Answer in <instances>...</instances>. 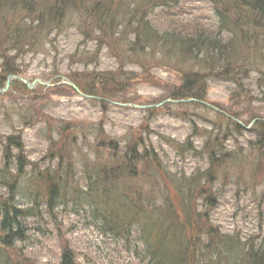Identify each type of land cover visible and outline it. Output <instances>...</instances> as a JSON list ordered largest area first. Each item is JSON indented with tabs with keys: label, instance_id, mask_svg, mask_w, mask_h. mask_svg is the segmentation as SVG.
<instances>
[{
	"label": "rangeland",
	"instance_id": "obj_1",
	"mask_svg": "<svg viewBox=\"0 0 264 264\" xmlns=\"http://www.w3.org/2000/svg\"><path fill=\"white\" fill-rule=\"evenodd\" d=\"M127 1L131 10L150 14L149 30L158 39L173 29L185 30L187 38L221 29L211 0H144L143 5L141 0ZM116 27L119 35L82 33L77 13L46 41L32 38L28 52L0 53V74L9 65L29 83L51 81L49 87L37 84L28 90L30 94L15 91L12 84L5 92L0 86V195H11V202L24 208H36L25 220V236L10 244L12 250L21 254L22 264H60L64 251L73 254L74 264H150L144 252L145 223L137 220L148 207L158 216L157 209L172 203L179 206L173 215L184 229L181 239L196 241L190 245L196 257L190 264H236L227 252L233 239L256 248L264 242V173L255 176L252 171L253 165L264 169V152L258 153L257 148L261 133L250 130L256 121L264 122L263 29L249 34L252 46L243 47L241 64L230 68L229 74L220 68L222 64L206 70L203 54L177 56L175 63V57L160 45L147 48L145 56L134 55L123 40L128 33L133 40L136 33L125 27V20ZM103 72L116 76L118 89L109 100L94 99L75 84L79 91L61 84L72 74L81 76L74 79L78 83L88 74L95 77ZM190 73L198 74L195 89H202L203 103L167 102L175 93L181 94ZM216 110L228 117V113L239 115L246 122L253 115L257 118L236 130ZM224 132L228 133L221 140L225 156L206 179L211 167L204 149L206 138ZM12 136L19 138V148L6 152L4 143ZM134 142H138L135 147ZM152 153L158 154L166 174ZM17 157L25 163L22 167ZM123 166L129 179L109 181V175L119 177ZM48 174L57 181V199L47 193ZM15 175L19 184L11 188L7 181ZM103 176L112 193H120L119 201L95 195L91 186ZM102 200L119 223L124 221L121 202L139 205L143 211L130 213L136 215L133 226L126 228L123 222L118 226L121 230H110L103 220L111 209L104 210ZM166 223L151 233L168 234L167 228L172 227Z\"/></svg>",
	"mask_w": 264,
	"mask_h": 264
},
{
	"label": "trees",
	"instance_id": "obj_2",
	"mask_svg": "<svg viewBox=\"0 0 264 264\" xmlns=\"http://www.w3.org/2000/svg\"><path fill=\"white\" fill-rule=\"evenodd\" d=\"M149 1H147L146 4ZM211 2L214 4L220 18L221 29L219 32H214L209 35L200 33L197 38H187L186 36L188 33L183 32L185 30L173 29L166 31L163 37L161 36L160 39H158L150 32L151 25L147 19L150 14H146L145 16L143 12L140 10L138 11L136 8L131 10L129 1L127 0H0V53L5 54V52L8 51L17 53L28 52L30 48H33V45L30 46V41L33 42L32 38L37 41H46V38L51 33L56 30H62L67 18L78 13L79 28L82 33H86V30H90L102 36L108 33L119 35L116 26L121 25V21L125 20V27L132 30L133 33H136H134L135 40H132L130 34L124 32L128 33V35L123 40V42L130 47L129 50L134 55L141 54L145 56L147 54V48H158L160 45L162 50L170 52L173 57H175L173 58V62L175 63L178 62L177 56L185 58L188 55L196 56L197 54H203L206 61V70L219 69L218 66L222 64L220 68L226 69L225 72L230 74V68H234L241 64L240 59L243 47L246 48V44L252 46L251 43L253 39L252 37L250 38L249 34L251 32L256 33L259 29H263L264 31V0H211ZM143 3L144 0H141L142 5ZM141 30H144L143 34ZM228 32L233 35L228 39H224L222 34ZM26 49L28 50L26 51ZM117 53L120 54V52ZM233 72L236 71L233 70ZM10 75L19 76L20 73L16 68H12L8 65V67L4 68L3 73L0 74V86L5 84L6 78ZM69 77V80L74 83V79L77 78L76 80H79L81 76L72 74ZM115 77L114 73L109 72L98 73L95 77L88 74L86 79L82 78L83 81L78 82L79 84L77 82L74 84L90 97H95L94 99L104 101L106 99L109 100L108 96H113L117 92L118 86L115 84L116 82H114ZM197 77L198 74L195 73L187 75L182 84L181 94L175 93L170 97L171 100L180 101L194 99L202 101L203 96L199 92V90L202 91V89H195L197 86L196 83L199 82ZM106 79L108 80L107 82H105ZM11 84V87H13L15 91L28 94L32 93V91H28L30 89L21 82L15 80L12 81ZM65 87L73 90L68 85H65ZM88 88H90L89 90L96 91H88ZM190 104L194 103L190 102ZM217 113L222 116V118L231 122L236 130L245 129L243 127L246 126L245 124L248 126L250 122H253L254 118H257V115H253L251 120L246 122L245 120L248 119L242 120L239 115L235 116L232 113H228V117L226 116L227 114L223 112L217 111ZM236 120H239L241 123ZM262 127H264V122L259 120L250 128V130L255 128L253 132L258 130V132L261 133H258L260 137V141L258 140L259 142L257 143L259 144L257 146V148H259L258 153L264 152V146L262 144L264 141V129H262ZM230 129L234 130L233 128ZM230 129L228 128V131H230ZM227 132L216 134L209 139L206 138L204 149L211 164V167L206 172V176H208L206 179L212 177L211 174L214 166L219 163V160L221 161L222 155L225 156L224 150L222 151L223 142L221 140L227 136ZM18 139L19 138L14 136L7 138L6 143H4L6 152L9 148H19ZM15 142H17V144ZM137 144L138 142H134L132 145L135 147ZM225 153L231 155L229 152ZM240 154L241 153L237 154V156H240ZM200 155L203 158V154ZM152 156L155 157L156 163L162 167L164 174H166V170L162 164L163 162L160 160L158 154L152 153ZM133 158H135L134 155ZM17 164L22 167L25 163L21 158L19 159L17 157ZM149 167L150 165H148V168ZM125 168L126 166H123V170L119 171V177L112 174L108 176V180H128L129 177H126V174H129V171ZM252 171L255 176H258V173H264V169L262 167L259 168L258 165H253ZM17 177H19V175H15L13 179L7 181L11 188L19 184V182H17ZM45 178V187L49 197L57 199L60 195L56 196L59 188L56 179H50L49 174L46 175ZM96 183L95 186L91 187H95L97 192L95 195L99 196L98 198L104 199L105 201L111 200L113 202L120 200V193H118V195L116 194V196L112 193L111 185L107 184L109 182L105 177ZM91 192H93L92 189ZM76 195H78V193ZM112 195L113 197H111ZM12 199L13 197L11 195L9 197L0 195V264H22L20 263L21 254L18 252L19 255H15L16 251L14 252L12 250L14 248H11V246H13L14 242L25 236V220L36 213L35 207L24 208L16 204V201L11 202ZM52 199H49V205H51ZM104 200H102L104 203L102 207L104 210L108 211L111 207L107 206ZM119 207L121 208L119 212L122 213L121 218L122 221L124 219L123 222L126 228L128 226H133V221H136V215L130 213L143 211L141 206H133V204L127 203L126 201L121 202ZM174 208L177 209L179 206L174 207L171 203L168 207L164 206L163 209H157V216L155 211L152 212L148 207V210L146 209L145 212L142 213L143 217L137 220L139 223H145L143 224L145 226L144 230L148 231L144 232L143 242L146 247L144 252H147L149 255L150 264H190V262L193 263L194 259H196L195 254L191 252L194 247H190V245L196 243V241L187 239V237L186 240L185 237L181 239V231L184 229L179 224L177 216L174 217L173 215L175 212ZM109 213L110 216L103 220L105 228L110 230L114 228L116 230L117 228V230H121L118 226L123 225V222L119 223L117 220L114 221L117 218H113L114 214L112 209ZM96 217L98 218V215H96ZM168 221L171 223L169 226L172 227L171 229L167 228L168 234L167 232L163 233V235L158 232L151 233L153 228L155 229L158 227L160 230L165 228L164 226L168 224L166 223ZM185 224H187L186 221ZM146 225L152 226V229H147ZM127 234L130 235L131 233L128 232ZM224 244L228 245L227 242H224ZM254 245L255 244L247 243V241L242 242L238 238L233 239L227 246V248L230 249L227 252L233 255L232 258L235 260L236 264H264V242L257 248ZM234 249L236 250L234 251ZM227 252H223V256L228 257ZM60 264H74L73 254L64 251Z\"/></svg>",
	"mask_w": 264,
	"mask_h": 264
},
{
	"label": "water",
	"instance_id": "obj_3",
	"mask_svg": "<svg viewBox=\"0 0 264 264\" xmlns=\"http://www.w3.org/2000/svg\"><path fill=\"white\" fill-rule=\"evenodd\" d=\"M11 79H17L16 77H14V76H10V77H8L7 78V85H6V87L4 88V90L3 91H6L7 90V88L9 87V84H10V82H11ZM21 81H23L26 85H27V87L28 88H30V89H33L37 84H42V85H45V86H50V84L49 83H43L42 81H40V80H36V81H33L32 83H28L26 80H23V79H20ZM68 85H70L72 88H74L75 90H77V88L74 86V84L73 83H71V82H66ZM78 91V90H77ZM167 102H171V101H167ZM173 102V101H172ZM135 107V106H134Z\"/></svg>",
	"mask_w": 264,
	"mask_h": 264
},
{
	"label": "bare ground",
	"instance_id": "obj_4",
	"mask_svg": "<svg viewBox=\"0 0 264 264\" xmlns=\"http://www.w3.org/2000/svg\"><path fill=\"white\" fill-rule=\"evenodd\" d=\"M64 79H65V78H64ZM64 79H63V80H64ZM61 81H62V80H61ZM65 81H66V82H68V81H69V82L73 83L71 80H65ZM73 84H74V83H73Z\"/></svg>",
	"mask_w": 264,
	"mask_h": 264
}]
</instances>
